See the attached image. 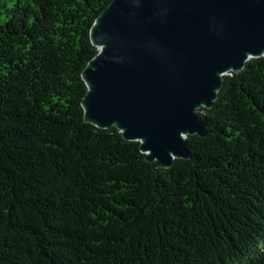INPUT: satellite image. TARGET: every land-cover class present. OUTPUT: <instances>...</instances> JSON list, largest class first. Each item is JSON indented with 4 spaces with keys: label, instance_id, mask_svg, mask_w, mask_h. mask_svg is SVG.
<instances>
[{
    "label": "trees",
    "instance_id": "1",
    "mask_svg": "<svg viewBox=\"0 0 264 264\" xmlns=\"http://www.w3.org/2000/svg\"><path fill=\"white\" fill-rule=\"evenodd\" d=\"M112 0H0V264H264V57L225 75L187 159L83 117Z\"/></svg>",
    "mask_w": 264,
    "mask_h": 264
},
{
    "label": "water",
    "instance_id": "2",
    "mask_svg": "<svg viewBox=\"0 0 264 264\" xmlns=\"http://www.w3.org/2000/svg\"><path fill=\"white\" fill-rule=\"evenodd\" d=\"M89 39L83 117L114 127L155 168L187 159V137L209 134L223 77L264 57V0H112Z\"/></svg>",
    "mask_w": 264,
    "mask_h": 264
}]
</instances>
